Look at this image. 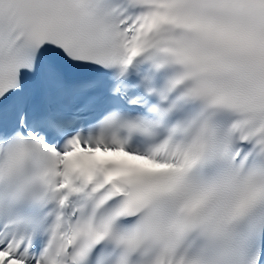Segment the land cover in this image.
<instances>
[{"label":"snow or ice","instance_id":"snow-or-ice-1","mask_svg":"<svg viewBox=\"0 0 264 264\" xmlns=\"http://www.w3.org/2000/svg\"><path fill=\"white\" fill-rule=\"evenodd\" d=\"M0 264H264V0H0Z\"/></svg>","mask_w":264,"mask_h":264}]
</instances>
